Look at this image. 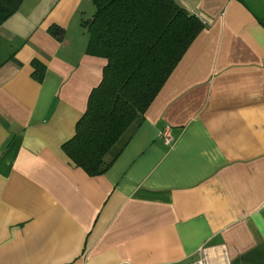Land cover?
I'll return each instance as SVG.
<instances>
[{"label": "crops", "instance_id": "1", "mask_svg": "<svg viewBox=\"0 0 264 264\" xmlns=\"http://www.w3.org/2000/svg\"><path fill=\"white\" fill-rule=\"evenodd\" d=\"M175 2L202 29L97 175L61 147L105 61L91 0L0 23V264H264V0Z\"/></svg>", "mask_w": 264, "mask_h": 264}, {"label": "trees", "instance_id": "2", "mask_svg": "<svg viewBox=\"0 0 264 264\" xmlns=\"http://www.w3.org/2000/svg\"><path fill=\"white\" fill-rule=\"evenodd\" d=\"M21 0H0V23ZM94 10L81 20L84 52L105 59L101 77L87 93L86 107L62 148L93 175L103 172L141 122L143 112L182 52L202 29L200 18L175 0H91ZM49 32H64L52 23ZM41 80L43 63L33 58Z\"/></svg>", "mask_w": 264, "mask_h": 264}, {"label": "built area", "instance_id": "3", "mask_svg": "<svg viewBox=\"0 0 264 264\" xmlns=\"http://www.w3.org/2000/svg\"><path fill=\"white\" fill-rule=\"evenodd\" d=\"M160 131L163 141L168 143L171 140V135L168 128L165 126ZM199 255L201 256L196 260V264H203L205 255H204V247L202 246L199 247Z\"/></svg>", "mask_w": 264, "mask_h": 264}]
</instances>
